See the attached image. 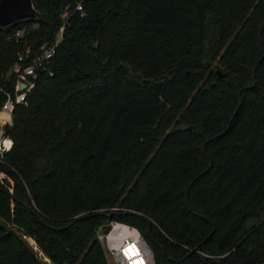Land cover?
Returning <instances> with one entry per match:
<instances>
[{"label":"trees","instance_id":"trees-1","mask_svg":"<svg viewBox=\"0 0 264 264\" xmlns=\"http://www.w3.org/2000/svg\"><path fill=\"white\" fill-rule=\"evenodd\" d=\"M32 2L0 27V264H47L27 238L52 264H106L110 220L156 264H264V0ZM65 7L52 75L16 102L17 52L53 42Z\"/></svg>","mask_w":264,"mask_h":264},{"label":"built area","instance_id":"built-area-1","mask_svg":"<svg viewBox=\"0 0 264 264\" xmlns=\"http://www.w3.org/2000/svg\"><path fill=\"white\" fill-rule=\"evenodd\" d=\"M75 10L82 11L80 2L75 5ZM69 14L68 8L65 7L61 14L64 23L59 27L53 42L41 44L36 48L25 45L17 52L16 60L9 69L14 81L16 102L21 103L26 100L27 93L33 87L34 80L39 74L52 75V57L56 46L62 39L65 19ZM18 35L20 33L16 32L15 36ZM12 113L13 101L7 100L0 109V179L5 178V171L1 168L4 156L14 144L11 136L5 131V128L11 124ZM108 210L114 212L118 208L112 207ZM106 224L110 226L108 231L103 228ZM96 237L101 244L106 264H156L147 242L138 229L131 225L110 220L97 228Z\"/></svg>","mask_w":264,"mask_h":264},{"label":"water","instance_id":"water-1","mask_svg":"<svg viewBox=\"0 0 264 264\" xmlns=\"http://www.w3.org/2000/svg\"><path fill=\"white\" fill-rule=\"evenodd\" d=\"M36 13L37 11L33 5L32 0H0V27L16 23L17 21L24 19V18H32L36 15ZM255 68L256 66L253 69V77H255ZM216 73L219 77L225 75V73H223L219 69L216 70ZM21 86L24 87V85H21ZM241 91L242 89L239 91V93H241ZM209 140L210 139L203 142L204 150H206V145L209 142ZM9 194L12 195L11 193ZM12 197L16 199L14 196ZM115 214H116L115 212L106 213L108 217H112ZM147 223H148V227H151V222L149 220H147ZM0 226L6 230V233L10 231L9 227L6 224L0 223ZM103 228L105 231H108L110 226L106 224L103 226ZM196 251L197 249L193 248L189 252V254H192L193 252H196Z\"/></svg>","mask_w":264,"mask_h":264},{"label":"rangeland","instance_id":"rangeland-1","mask_svg":"<svg viewBox=\"0 0 264 264\" xmlns=\"http://www.w3.org/2000/svg\"><path fill=\"white\" fill-rule=\"evenodd\" d=\"M12 117V116H11ZM7 226H9V227H12L13 228V226L12 225H7ZM28 242H29V246L32 248V249H34V246L30 243V240L28 239ZM37 253H38V255L41 257V259L42 260H44L47 264H52V263H50L49 261H48V259H47V257L43 254V253H41L40 251H38L37 250ZM202 255H206V253H202Z\"/></svg>","mask_w":264,"mask_h":264},{"label":"crops","instance_id":"crops-1","mask_svg":"<svg viewBox=\"0 0 264 264\" xmlns=\"http://www.w3.org/2000/svg\"><path fill=\"white\" fill-rule=\"evenodd\" d=\"M30 240V243L34 246V249L37 251V247L35 246V243L30 239V238H27V240Z\"/></svg>","mask_w":264,"mask_h":264}]
</instances>
